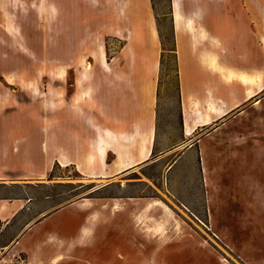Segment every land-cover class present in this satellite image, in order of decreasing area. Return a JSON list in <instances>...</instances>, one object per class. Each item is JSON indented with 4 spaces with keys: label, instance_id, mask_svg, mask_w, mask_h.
Segmentation results:
<instances>
[{
    "label": "rangeland",
    "instance_id": "1",
    "mask_svg": "<svg viewBox=\"0 0 264 264\" xmlns=\"http://www.w3.org/2000/svg\"><path fill=\"white\" fill-rule=\"evenodd\" d=\"M172 2L0 0V179L45 184L44 231L31 264H264V100L228 115L196 101L187 126L227 116L183 135L182 67H199L200 52L213 51L212 40L194 38L211 34L215 21L212 0H174L175 29ZM203 61L227 81L239 77L226 78L215 55ZM90 89L95 105L104 96L111 106L125 101L127 112L157 114L149 184L114 186L110 196L119 200H92L79 170L57 162L65 166L77 152L71 116L84 113ZM190 143L202 144L206 173L202 160L194 168L180 157ZM172 164L170 179H181L170 183ZM153 200L170 211L146 210Z\"/></svg>",
    "mask_w": 264,
    "mask_h": 264
},
{
    "label": "crops",
    "instance_id": "2",
    "mask_svg": "<svg viewBox=\"0 0 264 264\" xmlns=\"http://www.w3.org/2000/svg\"><path fill=\"white\" fill-rule=\"evenodd\" d=\"M179 4L181 6L180 2ZM173 6L174 0L172 9ZM211 12L215 21L212 33L209 34V30L205 32L201 30L194 39L198 44L208 39L212 40L213 51L200 52L199 67L190 65L182 67L184 136L187 130L191 131L192 136L197 129L211 126L215 121L225 118L230 112L241 109L253 100H264V0H212ZM181 14L183 25L189 26L193 34L195 29L192 26V19L185 18L182 7ZM195 14L199 15V10ZM174 19L173 9V24L177 29ZM219 54H224L227 62L221 61ZM210 55H215L221 67L231 69L239 77L227 81L221 73L211 70L203 61ZM240 76H244L246 81ZM252 79L255 85L250 83ZM88 90L86 110L82 115L77 113L75 117L71 116L70 143L72 146L75 145L77 152L70 151L69 164L63 166L60 159H57V162L62 167L75 166L79 170L81 175L79 182L84 184L82 186L92 187L87 192L89 195L93 194L92 200L106 202L119 200L120 196H110V189L114 186L122 189L123 182L146 186L149 184L144 171L148 168V161L152 155V144L157 133V114L145 110L141 113L127 112L124 107L125 101L111 106L107 103L109 99L104 96L95 105L93 97L92 102L88 99V94L93 96V89H90L91 92ZM117 94L119 98H125L124 92H121L123 95L120 92ZM214 100L223 106L216 107ZM147 101L145 97L143 103ZM196 101L199 102L201 109L213 105L215 110L224 109L227 115L223 118L214 117L211 125L203 122L193 127V122H190L187 126L186 108H189L190 114L193 109L192 103ZM192 116L191 119L194 120ZM142 145L144 147L142 154L148 157H141ZM187 146L180 157L187 156V165L194 168H197L199 160H202L200 165L202 164L203 172L206 173L201 155L204 150L202 144L199 143L198 146L196 143H190ZM78 147L84 148V154L82 149L78 152ZM174 164L165 169L167 173L165 180L170 183L181 179L177 175L171 179L169 177L175 167ZM30 180L0 179V264H13L17 257H23L22 263L18 262L19 264H31V261L39 256L37 238L44 231L45 184ZM25 255L29 256L25 258Z\"/></svg>",
    "mask_w": 264,
    "mask_h": 264
},
{
    "label": "bare ground",
    "instance_id": "3",
    "mask_svg": "<svg viewBox=\"0 0 264 264\" xmlns=\"http://www.w3.org/2000/svg\"><path fill=\"white\" fill-rule=\"evenodd\" d=\"M173 9H174L175 14H176V24H179L180 21H181L180 17L178 16V13H179L178 11L180 10V6H179V4L177 2H174ZM233 73H234V71H232L231 69H228L224 74H225V77L226 78H229V76H231ZM60 77L61 78H64L65 77L64 71L62 72V74L60 75ZM77 83L80 84L81 81L78 80ZM250 83L253 84L254 83V79L250 80ZM205 123H207V124L209 123L210 124V121H206ZM186 136H191V131L190 130H187ZM154 207H160V208L164 209L165 212L170 211L169 208H168V206H166L165 204H162L161 201H157V200H153L151 202H148L147 205H146V210H151Z\"/></svg>",
    "mask_w": 264,
    "mask_h": 264
},
{
    "label": "built area",
    "instance_id": "4",
    "mask_svg": "<svg viewBox=\"0 0 264 264\" xmlns=\"http://www.w3.org/2000/svg\"><path fill=\"white\" fill-rule=\"evenodd\" d=\"M18 259H20L21 260V258L19 257ZM18 262V261H17ZM13 264H14V262H13Z\"/></svg>",
    "mask_w": 264,
    "mask_h": 264
}]
</instances>
